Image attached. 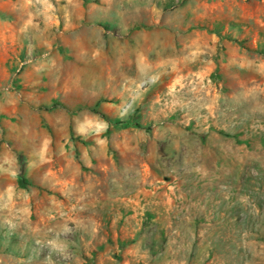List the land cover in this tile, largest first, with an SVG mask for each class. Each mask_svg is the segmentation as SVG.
I'll use <instances>...</instances> for the list:
<instances>
[{
	"label": "rangeland",
	"instance_id": "374dc122",
	"mask_svg": "<svg viewBox=\"0 0 264 264\" xmlns=\"http://www.w3.org/2000/svg\"><path fill=\"white\" fill-rule=\"evenodd\" d=\"M0 264H264V0H0Z\"/></svg>",
	"mask_w": 264,
	"mask_h": 264
},
{
	"label": "trees",
	"instance_id": "16d2710c",
	"mask_svg": "<svg viewBox=\"0 0 264 264\" xmlns=\"http://www.w3.org/2000/svg\"><path fill=\"white\" fill-rule=\"evenodd\" d=\"M96 108V107H95ZM94 110V109H93ZM121 125L123 127H126V126H130V125H135V126H140V124L136 121H131V120H126V121H122L121 122ZM219 133H222V134H226L224 133L223 131H218ZM226 135H229V134H226Z\"/></svg>",
	"mask_w": 264,
	"mask_h": 264
}]
</instances>
